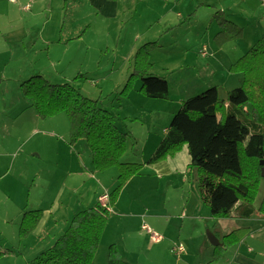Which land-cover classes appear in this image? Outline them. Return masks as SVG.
I'll return each instance as SVG.
<instances>
[{
	"label": "rangeland",
	"instance_id": "obj_1",
	"mask_svg": "<svg viewBox=\"0 0 264 264\" xmlns=\"http://www.w3.org/2000/svg\"><path fill=\"white\" fill-rule=\"evenodd\" d=\"M71 1L66 3L64 0H38L35 4H28L29 10L26 11L23 9L24 4L12 5L8 0H0V145L7 144L11 148L15 147L20 139L29 135L25 128L29 127L30 121L41 131H51L46 127H56L61 133L56 134L58 139L55 140L52 137L51 140L43 134L33 137L18 161H22L23 164L26 162L28 169L36 167V163L44 165L45 160L47 162V165L42 167L44 172L42 181L45 185L36 181L37 186L33 187V181L27 183L23 180L28 186V191L31 192L30 196L27 193L25 198V201L27 198L31 199V204L28 206L30 208L27 211L48 210L50 204L39 202L46 186L52 194H57V197L63 196L61 202L63 212L60 213L54 209L56 212H49L51 214L47 217L46 223L50 222V224L45 230L42 243L39 244L44 248L39 250L37 247L35 254L29 253L22 256L21 252L26 251V243L19 238L18 229L11 231L8 233V239L0 237V247L5 253L0 264H28L29 260L54 245L57 238L65 233L77 213L95 207L98 203L103 206L101 201L104 197L108 199V202L106 207H103L111 212V222L102 239L95 260L96 264H108V248L115 244L123 253V259L129 264H183L188 259L192 261L193 255L201 259L205 252L204 246L212 250V247L208 245L210 242H206L212 230L208 229L204 232L199 230L197 222H191L190 229H184L181 233L178 229L183 221L181 209L189 202L188 188L186 191L182 188H172L164 199L160 195L151 196L149 193H140L136 184H133L124 191L122 197L120 194L110 205V195L119 185L117 167L97 171L92 165L91 151L84 140L80 143L84 147L77 145L74 152L57 144L58 140L62 139V134L69 135L70 120L67 114L60 113L49 117L51 119L46 118L47 121L34 123L29 116H36L35 109L24 97L21 85L34 76L42 75L52 84H74L82 94L99 100L102 107L108 110L119 111L121 114L122 106H129V113L140 107L145 111L144 104L136 103L141 100L140 98L145 99V97L133 91L139 89L140 79L134 77L132 80L131 86L133 84L134 86L132 90H129L133 94L130 105L128 100H125L126 91L122 92L133 72L134 64L139 61V51L145 44L156 41H149L155 38L154 28L156 27L157 30L160 29L165 33L159 34L156 38L164 46L151 51L150 73L167 80L171 96L170 100H157L156 106L149 105L148 108L177 113L183 100L199 95L217 85H224V88H219L220 98L227 100L228 92L239 87L238 81L240 78L243 79L240 74H232L229 70L230 66L239 61L263 36L257 24L259 19L251 17L255 14L259 17L264 13L263 2L248 0L240 2L239 5H225L227 18L234 19L236 24L233 23L242 29L240 36L220 45L217 38L214 40L215 34L212 31L211 44H207L205 48L201 46L196 52L191 49V52H188L181 44L188 38L182 39L183 36H176L177 42H170L173 40L172 34L167 35L164 28L166 18L163 20L157 18L162 17L163 11H158L156 8L147 10L146 5L133 6V2L129 0L130 3L123 4L119 8V21L109 23L101 19L105 12L99 13V8L93 2L83 1V5L73 6ZM97 13L100 16L99 21ZM150 18L157 22L149 21ZM84 19L94 24L93 29L89 30L84 37L82 36L83 38L70 40V37L75 38L87 29L82 26ZM113 24L114 28L109 29L108 27ZM214 24L219 26L218 22ZM258 32L260 36L256 38ZM236 33L237 31H234L231 35ZM202 38L204 39V36ZM104 42H109L111 47L102 48ZM222 45H225L223 50L226 49V52L215 56L216 48ZM79 75L84 77L76 79ZM119 82L120 84L122 82L121 86ZM111 88L116 89L119 97L123 99L120 109L117 106L119 105L117 98L108 99L110 93L108 90ZM5 125L8 128H5ZM117 126L123 131L132 130L133 133H139V137L147 136L145 128L140 125L132 126L126 120L119 123L117 121ZM158 129L159 134L162 135L165 127ZM68 142L71 143L69 136L65 140V143L68 144ZM139 143L142 145L144 140L142 139ZM128 146L130 153L122 161L137 162L138 144H136L135 136L129 139ZM130 148L135 151H130ZM38 154L42 158L37 157ZM4 160L9 165L10 160ZM69 162L72 166L64 165ZM77 163L80 164L78 170H76ZM23 164L20 163L18 167L20 168ZM190 167L192 170L191 192L201 202L198 169ZM50 168L57 169L50 172ZM73 170L76 171L71 175L70 172ZM71 188L73 192H70L68 197H64ZM184 191L185 195H183ZM263 196L264 182L260 186L255 206L261 202ZM52 201H54V195L51 198ZM8 204L10 200L3 192L0 198V214L5 213L4 209ZM140 209L142 210L139 211ZM237 225L240 227V224ZM144 226L148 227L144 229ZM153 231L165 238L161 244H155L152 240ZM33 245L36 246V244ZM174 247H183L184 252L179 255L171 253ZM2 250L0 251L3 253ZM30 250H33L32 245Z\"/></svg>",
	"mask_w": 264,
	"mask_h": 264
},
{
	"label": "trees",
	"instance_id": "obj_2",
	"mask_svg": "<svg viewBox=\"0 0 264 264\" xmlns=\"http://www.w3.org/2000/svg\"><path fill=\"white\" fill-rule=\"evenodd\" d=\"M221 28L218 44L240 36L242 29L225 18L223 11L215 14ZM237 31L235 35H231ZM160 47L150 42L139 51L125 90L133 89L134 77L142 82L140 92L151 99L167 100L170 89L167 80L150 73V53ZM232 74L243 77L240 87L228 92L227 100L220 98L217 86L182 102L166 132V136L148 160L156 164L175 155L187 146L193 165L199 173V192L202 202L214 219H250L259 213L264 219V196L255 208L260 186L261 162H264V36L235 64ZM84 77V75H79ZM24 97L38 117L46 119L66 113L70 120L71 144L84 140L91 151L97 171L117 167L119 185L110 195V205L120 195L128 181L140 175L145 164L123 162L128 150L130 131L117 126L119 117L102 107L99 100L81 93L74 84H52L42 75L24 81ZM25 209V208H24ZM43 211H27L19 227L20 238L28 237L38 225ZM110 211L99 203L77 213L65 233L52 247L28 261V264H96ZM244 228L230 232L216 248L215 260L245 236ZM3 253L0 251V257ZM108 264H129L116 245L108 248Z\"/></svg>",
	"mask_w": 264,
	"mask_h": 264
},
{
	"label": "crops",
	"instance_id": "obj_3",
	"mask_svg": "<svg viewBox=\"0 0 264 264\" xmlns=\"http://www.w3.org/2000/svg\"><path fill=\"white\" fill-rule=\"evenodd\" d=\"M37 1L38 0H14L13 2L11 0H8V2L12 5H15L18 3L24 4L25 6L23 7V9L26 11L29 10L28 4H32V3L35 4L37 3ZM83 1L93 2V4L99 8V11H98L99 13L105 12L101 16V19H105L109 23H114L115 21L118 22L119 17H120L119 8L122 7L123 4L130 3L129 0H79V1L72 0L71 2H73L72 4L73 6H75L76 4L83 5L82 4ZM131 1L133 2V6L146 5L147 7L145 9L147 10H153L154 8H156L158 11H163L162 17H157V18H160L159 20H163L164 18H166L165 19L166 24L164 28H165L167 35L172 34L171 39L173 40L170 42H177V39L175 37L183 36L181 37L182 39L188 38L187 40H184L181 42V44L184 45L186 51L191 52L190 51L191 49L193 50V52H196L201 46L205 48V46H208L207 44L212 43V39H211L212 31L215 34L214 40L217 38V35L219 34L221 30L220 26H218L217 24H214V22H217V20L215 19V14L218 11H223L225 18L231 22H234L233 21L234 19L227 18V12L225 11L226 10L225 5L226 6L239 5L240 2H246L248 0H131ZM253 1H257V0H253ZM260 1L263 2L262 7L264 8V0H260ZM64 2L69 3L70 0H64ZM206 9H209V10H206ZM202 10H204L205 12L204 13L201 12ZM86 12L89 13L88 11ZM97 15H98L97 19L99 21L100 16L98 13ZM251 17H256L259 19L257 24L259 25L260 32L261 33L263 32L262 35L264 36V27H263L264 26V21H263L264 13H262L259 17L256 14ZM84 20L82 21V24H83L82 26L83 28H87V29L84 31V33H79L80 35H78L75 38L70 37L71 38L70 40H76V39L81 38L82 36L84 37L89 30L93 29L92 27L94 26V24L90 23L88 19H84ZM148 20L151 22H157L151 18ZM97 26H102V25L97 24ZM108 28L109 29L114 28V24L113 26L110 25ZM151 29H153V25H151ZM154 30H155V33H154L155 38L153 37L154 39H149V41L156 40L152 42H159L158 39L156 38H158L159 34L162 35L165 33H163L160 29L157 30L156 27L154 28ZM202 36H204V39L202 38ZM259 36H260V33L258 32L256 38H258ZM204 42H206V44ZM159 44H160V47L164 46V44L162 45L160 42ZM224 46L225 45H222L220 46V48H216L215 56L226 52V49L223 50ZM101 47L110 48L111 44L109 42H104ZM131 52L133 51L131 50ZM231 77H234V76L231 75ZM242 80L243 79L240 78L238 81L240 83L239 87L242 84ZM219 82L223 84L221 80H219ZM118 84L119 86H121L122 82L121 84L120 82ZM141 86H142V82L140 80L139 89L138 90L135 89L133 91L145 97L146 100L144 98H140L141 100L136 102V103L144 104V106L146 107L145 111L142 110L140 107L138 110L133 109L129 113V109H130L129 106L128 107L122 106L121 114L119 111L117 112L113 111L114 113L117 114L120 121L126 120L127 122L131 123L132 126L140 125L143 128H145L147 132V136L145 138H142V137H139V133H133L132 130L130 131L132 137L135 136L136 144H138L137 150H136L137 156H138L137 163L145 164V166L140 175L135 176L134 178H132L130 181L126 183V185L123 187L120 193L121 197L124 191H126L128 187H130V185H133V184H136L137 190H139L140 193H149L151 194V196L160 195L164 199L167 197V194L169 193L170 190H172V188H182V189H185V191L188 188L189 189L188 190L189 202L183 205L181 209L183 210L182 215H181V217L183 218V221H182L181 226L178 227V229H180V233L183 232L184 229H190L191 222H197V226L199 230H202L203 232L208 229L212 230L209 233L214 234L218 238L219 242L221 243V246H218V247L223 246L222 244L223 237L228 235L233 230L244 228L246 234L239 243L223 251L220 257L217 258L216 260H215L216 248L218 247H215L210 243L208 245L212 247V250H208L207 246H204L205 252L201 259H198L197 255H193L192 261L188 259L187 261L183 262V264H264V219L263 217L259 213H255V215L251 217L250 219H237V218L214 219L211 214L210 209L207 206H205L204 203L202 202L201 197H200L201 202H199L196 199V197L192 195V192H191L192 170L190 166H193V167L195 166L192 163V158H191V155H190V152L187 146H184L181 149V151H179L175 155L167 157L161 162H158L156 164L147 163L150 157L155 152L156 148L160 145V143L166 136V132L176 113H170L167 110L158 109V108L149 109L148 108L149 105L156 106L157 100H161V99H151V98L144 96L140 92ZM217 87L224 88V85H219V86L217 85ZM108 92H110L108 95L109 96L108 99L117 98L118 100L117 102H119V105L117 106L120 109L121 100L123 99L119 97L118 93L116 92V89L111 88L108 90ZM132 96H133L132 92H129V94L125 98V100H128L129 105L132 102ZM167 100H170V97ZM181 105L182 103L180 104V108H181ZM155 111H157V113ZM154 116L156 117V119L154 118ZM29 117H31V120H33L34 123L36 124H39V121H47V119L39 118L37 113H36V116L30 115ZM48 119H51V118H48ZM4 127L8 128L6 125ZM160 127H163V128L165 127V129H163L162 135L159 134L158 128ZM46 128L50 129L51 131H44V130L41 131L40 129L35 128L33 122L30 121L29 127L27 126L25 128L27 129V134L29 135H27V137L23 139H20L15 147L11 148L7 144H5L4 146L0 145V166H1L0 198L3 196V192H5L7 194V199L10 200V204H8V206L4 209L5 213L0 214V226H1L0 237H3L5 239L9 238V235H8L9 232L15 231L17 229L19 230L20 223L23 219L24 212L25 210H28V208H30L28 206L31 204V199L29 200V198H27L25 201V198L27 196V193H29V196H30L31 192L28 191V186L23 180H25L27 183H30L31 181H33V187L37 186L36 181L45 185L42 181L44 179L43 178L44 172L42 170V167L47 165L46 160H45L44 165H41L40 163H36V167L32 169H28L26 162L25 164H23L22 161L19 162L18 160H19L20 155L24 154L27 145L30 143L33 137L43 134V135H47L48 136L47 138L49 139H51L52 137H54L55 140L58 139L56 134L60 132L57 130L56 127L50 126ZM61 136H62V139H59L57 144L63 145L69 148L73 152L77 145H80L81 148L84 147L83 144H80L82 140L78 141L75 144H71L70 142H68V144L65 143L66 138L68 136L70 137V129H69L68 136L65 133L62 134ZM141 138L144 140V143L142 145H140L139 143V141L142 140ZM128 151H129V147H128L126 154L123 156L122 160L124 159V157L125 158L127 157L128 153H130ZM130 151H135V149L130 148ZM14 153L15 155H13ZM36 156L39 158H42L40 154ZM4 159L10 160L9 165ZM20 163L23 165H21L19 168L18 166L20 165ZM64 165L69 167L68 165L72 166V163L69 162L68 164H64ZM79 166L80 164L77 163L76 170L79 169ZM56 169L50 168V172ZM76 170L71 171L70 172L71 175H73L74 171ZM185 191L183 195H185ZM70 192H73V188H71V190L64 197H68L69 196L68 194ZM53 195H54V201L51 202V198ZM199 196H200V192H199ZM39 199H40L39 200L40 203H48V205L50 204L51 206L46 211L45 209H43V212L44 211L45 212L43 213L41 221L38 223L35 229H33L32 233L28 237L22 238L26 243L25 245L26 251L25 253L21 252L22 256H24L25 254H29V253L35 254L34 251L37 249V247L39 248V250L41 248H44L42 247V245H39V244L42 243L41 241L43 240V235L45 233V230L47 226L50 224V222L46 223L47 217L49 216V214H51L49 212H52V213L56 211L60 213L63 212V207L61 203L63 196L57 197V194H52L48 186H46L44 193L42 194V196H40ZM259 205L260 203L257 206H255V208L257 209ZM58 206L60 208H58ZM54 209H57V210L54 211ZM141 210L142 209H140L139 211ZM156 219L158 218L156 217ZM176 220H180V219H176ZM110 222H111V212H110V219L105 228L103 237L107 231V228ZM237 224H240V227H237L238 226ZM160 236L162 237V240L158 242L154 241L155 244H161L165 240V238L162 235ZM33 240H35L34 243H32ZM207 241L208 243L210 242L209 238L208 240L206 239V242ZM33 244H36V246L34 247ZM31 245L33 246V250H30ZM115 245L118 247L117 244ZM0 250H2L1 247H0ZM171 253H173L172 250H171ZM4 255L5 253L3 251V255L0 257V263L2 262L1 258ZM122 257H123V253H122Z\"/></svg>",
	"mask_w": 264,
	"mask_h": 264
},
{
	"label": "built area",
	"instance_id": "obj_4",
	"mask_svg": "<svg viewBox=\"0 0 264 264\" xmlns=\"http://www.w3.org/2000/svg\"><path fill=\"white\" fill-rule=\"evenodd\" d=\"M11 1L14 2V0H11ZM107 202H108V199H107L106 197H104V198L102 199V201H101V204H102L104 207H106ZM146 227H148V226H144V229H146ZM150 230H151V229H150ZM152 240L158 242V241L162 240V237H161L159 234L153 232V233H152ZM172 252H173L174 254H178V255H179V254H182V253L184 252V249H183V247H174V248L172 249Z\"/></svg>",
	"mask_w": 264,
	"mask_h": 264
},
{
	"label": "water",
	"instance_id": "obj_5",
	"mask_svg": "<svg viewBox=\"0 0 264 264\" xmlns=\"http://www.w3.org/2000/svg\"><path fill=\"white\" fill-rule=\"evenodd\" d=\"M261 166H262L261 176L264 179V162H261ZM208 236H209V241L213 246L215 247L221 246V243L219 242L218 238L214 234L209 233Z\"/></svg>",
	"mask_w": 264,
	"mask_h": 264
}]
</instances>
